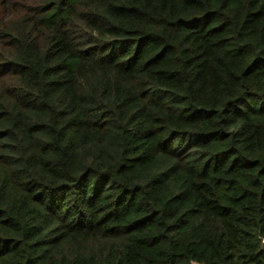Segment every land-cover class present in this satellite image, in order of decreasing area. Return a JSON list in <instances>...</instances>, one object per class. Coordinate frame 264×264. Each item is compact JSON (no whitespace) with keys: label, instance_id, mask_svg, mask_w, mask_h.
Listing matches in <instances>:
<instances>
[{"label":"trees","instance_id":"trees-1","mask_svg":"<svg viewBox=\"0 0 264 264\" xmlns=\"http://www.w3.org/2000/svg\"><path fill=\"white\" fill-rule=\"evenodd\" d=\"M264 0H0V264H264Z\"/></svg>","mask_w":264,"mask_h":264},{"label":"water","instance_id":"water-1","mask_svg":"<svg viewBox=\"0 0 264 264\" xmlns=\"http://www.w3.org/2000/svg\"><path fill=\"white\" fill-rule=\"evenodd\" d=\"M263 249H264V242H263Z\"/></svg>","mask_w":264,"mask_h":264}]
</instances>
